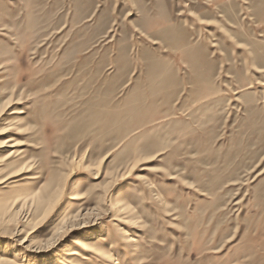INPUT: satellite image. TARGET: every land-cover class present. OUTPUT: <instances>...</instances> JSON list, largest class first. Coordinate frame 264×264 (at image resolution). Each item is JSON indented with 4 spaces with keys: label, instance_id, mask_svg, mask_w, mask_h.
Returning a JSON list of instances; mask_svg holds the SVG:
<instances>
[{
    "label": "rangeland",
    "instance_id": "rangeland-1",
    "mask_svg": "<svg viewBox=\"0 0 264 264\" xmlns=\"http://www.w3.org/2000/svg\"><path fill=\"white\" fill-rule=\"evenodd\" d=\"M2 128L0 264H264V0H0Z\"/></svg>",
    "mask_w": 264,
    "mask_h": 264
},
{
    "label": "bare ground",
    "instance_id": "bare-ground-1",
    "mask_svg": "<svg viewBox=\"0 0 264 264\" xmlns=\"http://www.w3.org/2000/svg\"><path fill=\"white\" fill-rule=\"evenodd\" d=\"M134 7H135V6H134ZM20 113H21V112H19V113H17V114H20ZM7 131H9V130H7L6 128H2V129L0 130V135L5 134ZM76 246L82 248L83 250H89V249L87 248V245L83 242L82 239H77V240H76ZM72 254L74 255V253H72ZM72 254H71V255H72Z\"/></svg>",
    "mask_w": 264,
    "mask_h": 264
}]
</instances>
